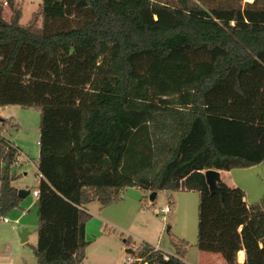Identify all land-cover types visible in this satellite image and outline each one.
Masks as SVG:
<instances>
[{
	"label": "trees",
	"instance_id": "trees-1",
	"mask_svg": "<svg viewBox=\"0 0 264 264\" xmlns=\"http://www.w3.org/2000/svg\"><path fill=\"white\" fill-rule=\"evenodd\" d=\"M244 1L42 0L23 25L22 4L0 0V108L41 114L37 264H83L87 204L134 187L198 193L196 247L264 264V196L249 204L222 180L213 192L205 176L264 162V0ZM8 126L0 219L24 202ZM171 245L143 242L131 264H188L189 244Z\"/></svg>",
	"mask_w": 264,
	"mask_h": 264
},
{
	"label": "rangeland",
	"instance_id": "rangeland-1",
	"mask_svg": "<svg viewBox=\"0 0 264 264\" xmlns=\"http://www.w3.org/2000/svg\"><path fill=\"white\" fill-rule=\"evenodd\" d=\"M17 1L22 4L21 24L27 25L42 0ZM4 119L16 124L2 132V136L10 139L19 150L20 165L16 169L21 177L14 185L31 194L21 207L6 216L9 222L0 219V264H37L34 249L41 248L46 241L39 231L40 198L33 196L34 190H40L41 181L36 168L40 154L41 114L35 108L12 105L0 108V130ZM241 171H246V174ZM232 177L237 187L247 192V203L263 198L264 163L249 170H233ZM51 202L57 204L54 200ZM166 206L170 207V213L161 212ZM198 206L199 195L196 192L172 195L159 192L153 197L151 192L135 187L127 190L120 203L103 209L97 201H90L87 209L92 218L86 225V240L90 245L86 248L83 264H126L127 258L132 257L128 250H136L143 242L167 254H174L172 237L189 244L185 256L188 264H202L203 254L196 247ZM24 232L27 233V241L22 243L21 234ZM243 259L239 253V263H243Z\"/></svg>",
	"mask_w": 264,
	"mask_h": 264
},
{
	"label": "crops",
	"instance_id": "crops-1",
	"mask_svg": "<svg viewBox=\"0 0 264 264\" xmlns=\"http://www.w3.org/2000/svg\"><path fill=\"white\" fill-rule=\"evenodd\" d=\"M264 163V162H263ZM263 163L261 164H258L256 166H253V167H250V168H254V167H257L259 165H262ZM235 170H249V168H244V169H235ZM220 172V175H221V180L226 183L228 186H231V187H237L238 184H235L234 183V180H233V177H232V171H219ZM243 172L244 174H246L245 172L246 171H241ZM26 175V174H25ZM39 178L42 179V176L39 175ZM228 179V180H227ZM41 182V181H40ZM19 188V187H17ZM242 188V187H241ZM20 189V188H19ZM36 191H39V190H34V192ZM33 192V193H34ZM245 193H247L245 191ZM31 194V193H30ZM30 196V195H29ZM28 196V197H29ZM34 196V194H33ZM35 197V196H34ZM35 198H38V197H35ZM246 200V198H245ZM247 201V200H246ZM202 264H227L226 261L224 260V258L220 255V254H214V253H207V252H202ZM240 254L242 255V261L244 262L245 260V252L244 251H241ZM241 261V262H242Z\"/></svg>",
	"mask_w": 264,
	"mask_h": 264
},
{
	"label": "water",
	"instance_id": "water-1",
	"mask_svg": "<svg viewBox=\"0 0 264 264\" xmlns=\"http://www.w3.org/2000/svg\"><path fill=\"white\" fill-rule=\"evenodd\" d=\"M205 176L210 189L213 192H216L218 189L217 183L221 180L220 172L218 170H208L205 172ZM30 193H31L30 191L20 189L18 191V196L20 199L24 200L30 195ZM152 196L155 197V193H153ZM26 241H27V233L24 232L21 234V242L25 243Z\"/></svg>",
	"mask_w": 264,
	"mask_h": 264
},
{
	"label": "built area",
	"instance_id": "built-area-1",
	"mask_svg": "<svg viewBox=\"0 0 264 264\" xmlns=\"http://www.w3.org/2000/svg\"><path fill=\"white\" fill-rule=\"evenodd\" d=\"M33 194H34L35 197H39V191H36V192H34ZM161 212H162V213H170V212H171V209H170L169 206H166V207H164V208L161 210ZM3 220H4L5 223L9 222V220H8L7 218H3ZM156 248H157V247H156ZM157 249H159V248H157ZM166 258H167V257H166ZM134 261H135L134 258H132V257H128V258H127V262H126V264H131V263H133ZM238 262H239V260H238ZM243 263H244V262H243ZM243 263H239V264H243Z\"/></svg>",
	"mask_w": 264,
	"mask_h": 264
}]
</instances>
